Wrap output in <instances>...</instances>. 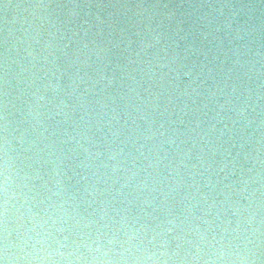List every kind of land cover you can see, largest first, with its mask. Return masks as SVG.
<instances>
[{"label": "clouds", "instance_id": "obj_1", "mask_svg": "<svg viewBox=\"0 0 264 264\" xmlns=\"http://www.w3.org/2000/svg\"><path fill=\"white\" fill-rule=\"evenodd\" d=\"M2 11L0 264H264V0Z\"/></svg>", "mask_w": 264, "mask_h": 264}, {"label": "water", "instance_id": "obj_2", "mask_svg": "<svg viewBox=\"0 0 264 264\" xmlns=\"http://www.w3.org/2000/svg\"><path fill=\"white\" fill-rule=\"evenodd\" d=\"M20 0H0V27L3 25V11L2 5L3 3H18Z\"/></svg>", "mask_w": 264, "mask_h": 264}]
</instances>
